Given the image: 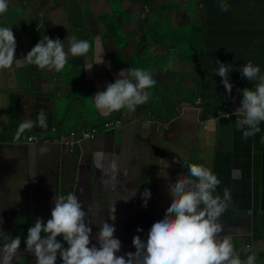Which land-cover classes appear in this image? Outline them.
Wrapping results in <instances>:
<instances>
[{
    "label": "crops",
    "instance_id": "1",
    "mask_svg": "<svg viewBox=\"0 0 264 264\" xmlns=\"http://www.w3.org/2000/svg\"><path fill=\"white\" fill-rule=\"evenodd\" d=\"M146 2H151L150 14L143 21ZM154 2L120 0L118 10L117 0H8L0 27L12 28L17 59L44 36L59 38L66 51L67 37L91 45L84 56L69 54L60 72L23 62L0 70V231L21 237L20 252L12 264H35V257L25 252L24 240L38 217L45 223L51 218L56 194L77 195L88 213L85 220L92 237L107 220L121 241L117 255L134 253L133 237L146 240L152 224L163 218L171 203L167 181L158 177L155 159L171 165L167 169L171 182L179 174L187 175L182 160L210 168L221 182L217 194L223 197L224 189L231 194L218 221L220 236L231 237L236 251L252 243L256 260L264 263L260 218L264 211V129L259 126L258 133L245 139L236 130V117L226 115L240 106L242 96L237 90L247 86L254 90L259 82L243 78L240 68L251 61L264 75V44L256 49L259 45L250 39L249 14L232 17L230 23L227 14L214 20L206 17V7L199 0ZM243 4L247 0H241ZM157 12L160 18H150ZM253 20L260 19L257 15ZM176 26H186L197 37H174ZM147 41L154 58L140 55ZM197 45L199 52H195ZM217 60L231 65L230 82V75H237L231 98L216 75ZM136 63L151 72L158 93L134 112L98 111L91 100L94 94ZM41 112L47 117V127L38 124ZM113 118L123 119L125 126L95 141H83L74 151L66 145L70 132ZM22 120L32 121L33 127L18 136ZM27 135L46 142L28 144L23 141ZM173 160L178 162L173 164ZM145 188L151 193L147 207L141 199ZM113 208L114 220L109 219ZM137 228L143 231L137 233ZM57 239L67 247L62 237ZM4 242L0 234V245ZM92 244L99 246L95 239ZM241 258L246 256L241 253ZM56 264H62L59 256Z\"/></svg>",
    "mask_w": 264,
    "mask_h": 264
},
{
    "label": "clouds",
    "instance_id": "2",
    "mask_svg": "<svg viewBox=\"0 0 264 264\" xmlns=\"http://www.w3.org/2000/svg\"><path fill=\"white\" fill-rule=\"evenodd\" d=\"M149 6L151 2L143 7V21L149 17ZM219 7L223 12L229 10V5L224 0H220ZM8 8V0H0V15L7 12ZM66 39L69 40L67 51L59 38L44 36L22 59H17V43L12 28L0 27V70L10 69L14 64L23 62L40 70L60 72L67 64L69 54L84 56L91 48L87 40H78L75 36ZM215 63L218 65L216 75L222 78L227 98H231V65L219 60ZM239 71L249 82L259 81L254 90L238 89L242 96L240 106L230 116L226 114L229 119L232 115L236 117V130L247 139L258 133V125L264 122V75L260 74L259 66L251 61ZM155 84L150 71L141 68L121 70L114 83H108L104 90L97 91L91 100L102 113L119 112L122 109L134 112L137 106L149 100L150 93L145 90ZM37 121L39 126L47 127V117L43 112L37 117ZM206 124L208 125V121L204 123ZM32 127V121L22 120L18 125L17 135ZM155 160L160 169L158 177L167 181L166 188L171 203L163 218L152 224L146 240L141 239L140 235L133 237L134 253L117 255L121 251V241L115 238L116 228L107 220L100 226L95 237H92V229L85 220L88 213L75 193L56 194L52 198L54 207L51 218L45 223L38 217L29 227L24 240L25 252L35 257V264H56L58 256L62 264H255L257 255L251 244H244L236 251L231 237L220 236L222 226L218 221L231 202V194L228 189H224L223 197L217 194L221 183L217 175L202 164L182 160L187 168V175L179 174L175 182H171L167 171L171 165L164 159ZM177 162L172 161L173 164ZM150 198L151 193L145 188L141 195L144 207H147ZM114 210L115 208L110 212L109 219H115L111 215ZM136 231L140 233L143 229L137 228ZM0 234L5 236V242L0 245V264H12L20 252L21 237L13 238L2 231ZM58 237H62L67 247ZM92 239H95L98 247L92 244ZM241 253L246 259H241Z\"/></svg>",
    "mask_w": 264,
    "mask_h": 264
},
{
    "label": "trees",
    "instance_id": "3",
    "mask_svg": "<svg viewBox=\"0 0 264 264\" xmlns=\"http://www.w3.org/2000/svg\"><path fill=\"white\" fill-rule=\"evenodd\" d=\"M202 2L206 7V17H209L213 20L224 17L222 14H227L229 15L227 19H229L231 23L232 17L242 15L245 16L246 14H249L251 21L250 25L246 28H249V30L252 32L250 33V39L253 37V44L255 46L259 45V47H256V49L263 47L264 39L262 37H264V0H247L248 4L243 5H240L241 0H224V2L229 5V10L227 12H223L219 7L220 0H202ZM257 15L260 20L256 22L253 19H255ZM256 30L257 32H255ZM259 126H261L263 130L264 122H261L258 127Z\"/></svg>",
    "mask_w": 264,
    "mask_h": 264
},
{
    "label": "built area",
    "instance_id": "4",
    "mask_svg": "<svg viewBox=\"0 0 264 264\" xmlns=\"http://www.w3.org/2000/svg\"><path fill=\"white\" fill-rule=\"evenodd\" d=\"M146 12H147V9H146ZM124 126H125V123L123 119H120V118H113V119H107V120L105 119L104 121H102L101 124L92 126L91 128L80 129L79 131L75 130V131L70 132V134L68 135L69 138L66 139L65 143L66 145H68L71 151H74L75 147L79 145L81 142L95 141L99 135L114 131ZM205 127L208 128V125L206 124ZM24 140L28 144H40V143L46 142L44 139L40 138L37 135H27L23 139V141ZM248 244L252 245V243H248ZM241 259H244V258H241ZM255 264H264V263L260 261H256Z\"/></svg>",
    "mask_w": 264,
    "mask_h": 264
},
{
    "label": "rangeland",
    "instance_id": "5",
    "mask_svg": "<svg viewBox=\"0 0 264 264\" xmlns=\"http://www.w3.org/2000/svg\"><path fill=\"white\" fill-rule=\"evenodd\" d=\"M186 1H189V0H186ZM199 1H200V3L202 2V0H199ZM157 4L161 5V7H163V8L167 6L165 3L164 4L157 3ZM116 7H117L118 10H120V0H117ZM154 9H155L154 6H152L151 13L154 12ZM143 11H144V9H143ZM149 14H150V12H149ZM151 16H155L156 18H160L161 17L159 12L151 14L150 18H151ZM153 28L156 29L155 26H153ZM198 28H200V26ZM173 35L176 38L177 37L186 36V37H190V38L193 39L194 37H197V33H189V31H188L186 26H176L174 28ZM143 38L145 39V35L143 36ZM180 42H181V40H180ZM188 44L191 47L190 51H194L193 43H192L191 40H189ZM150 46H151L150 42L147 41V45L144 48H142V50L139 49L141 51L140 55H145V56L153 57V58L156 57L155 54L151 53L152 50H151ZM199 50H200V47H199V45H197L196 48H195V52H199ZM137 63H136V67L135 68H141V69H144V70L148 69L147 67H144L142 64H137ZM146 71H148V70H146ZM236 77H237V75H235V74L234 75H230L231 83L233 84V89H234V83H235ZM236 84H239V82H236ZM247 87L252 89L249 86H247ZM146 91L148 93H150L151 96H153V94L158 93L157 85L155 84L152 88L146 89Z\"/></svg>",
    "mask_w": 264,
    "mask_h": 264
},
{
    "label": "water",
    "instance_id": "6",
    "mask_svg": "<svg viewBox=\"0 0 264 264\" xmlns=\"http://www.w3.org/2000/svg\"><path fill=\"white\" fill-rule=\"evenodd\" d=\"M260 218H261V227H262V229H261V232H262V234L264 235V211H263V213L261 214V216H260ZM260 231V230H259Z\"/></svg>",
    "mask_w": 264,
    "mask_h": 264
}]
</instances>
